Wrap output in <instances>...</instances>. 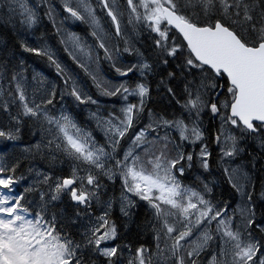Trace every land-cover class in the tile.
<instances>
[{
    "label": "trees",
    "instance_id": "trees-1",
    "mask_svg": "<svg viewBox=\"0 0 264 264\" xmlns=\"http://www.w3.org/2000/svg\"><path fill=\"white\" fill-rule=\"evenodd\" d=\"M160 1L196 26L220 23L246 46L264 42V0ZM86 2L100 16L103 43L84 21L68 22L63 0H48L47 5L43 0H0V177L12 188L13 209L21 212L33 233L45 235L41 250L31 248V259L42 264L175 261L174 252L164 257L167 221L145 200L131 196L124 202L123 147L145 127L154 144L147 156L172 164L178 188L199 194L212 218L204 236L188 246L184 264H234L216 232L217 217L226 214L234 232L252 247L250 261L264 264V125H254L255 132L249 133L229 118L223 104L231 103L234 91L225 77L198 65L163 19L158 33L140 25L116 30L96 0ZM117 3L125 17V0ZM67 34L90 50L96 79L70 55ZM138 54L146 62L142 74L136 70ZM120 70L129 74L116 87ZM100 79L107 92L96 89ZM137 82L145 86V96L133 110L125 135L110 142L93 115L117 113L119 95ZM20 92L32 102V116L25 115ZM192 99L200 102L199 109L189 104ZM132 102L136 107V100ZM59 114L70 121L96 165L66 151L51 127L50 118ZM177 120L196 127L198 143H188L164 126ZM151 124L157 128H149ZM225 128L234 140L227 157L220 143ZM199 153L205 154L204 164ZM233 169L240 177L241 198L229 180ZM66 179L86 196L83 206L73 203L70 191L63 189ZM107 229L111 238L100 240Z\"/></svg>",
    "mask_w": 264,
    "mask_h": 264
},
{
    "label": "rangeland",
    "instance_id": "rangeland-1",
    "mask_svg": "<svg viewBox=\"0 0 264 264\" xmlns=\"http://www.w3.org/2000/svg\"><path fill=\"white\" fill-rule=\"evenodd\" d=\"M45 5L48 0H43ZM66 5V13L69 15L68 22L76 24L78 21H84L91 29L93 36L101 43L104 41L105 31L100 24V16L89 6L86 0H63ZM101 10L110 17L116 30L136 28L137 25L151 28L158 33L162 23V13L157 0H125L127 8L126 16L123 17L122 11L118 7L117 0H96ZM128 23L129 26L126 27ZM124 24V25H123ZM66 33V32H65ZM65 43L67 50L72 58L80 65L86 74L92 79L97 78V73L90 61H94L88 48L79 44L71 35H66ZM106 51V50H104ZM139 57V56H138ZM138 66V63H137ZM142 74L146 70V63L139 62L137 70ZM121 73H125L120 70ZM125 77H120L115 85L119 87V82L124 83ZM96 89L107 92V86L100 79ZM121 83V84H122ZM112 88L111 86H109ZM114 87V86H113ZM97 89V90H98ZM221 90V89H220ZM219 90V92H220ZM145 88L141 83L132 89L124 90L118 97L119 105L117 113H112L110 117H103L94 114L93 118L110 142H117L125 135L131 114L133 110L139 108V103L143 99ZM20 97L24 106V112L28 116L33 115L32 102L27 101L26 95L20 92ZM137 100L134 107L132 100ZM94 104H99L95 102ZM191 106L201 107L200 102L190 100ZM230 105L223 104L226 109ZM51 127L58 131L62 143L70 154L81 160L83 163L96 165L97 161L93 154L89 153L84 145L76 139V132L70 121L64 115L56 118H50ZM228 123L225 122V125ZM231 124V123H230ZM157 126V125H156ZM151 124L149 128L157 127ZM165 127L175 130L180 139L186 142L196 144L199 142V132L194 125L188 127L181 121L174 123H165ZM158 128H161L158 127ZM230 128V127H229ZM150 129L140 128L127 141L123 147V179L126 187L124 202L127 203L132 197H137L147 201L155 211L161 215L165 223V237L167 249L164 253L165 258L173 256L175 261L172 264H184L183 257L190 254L189 245H196L197 240L202 238L207 231V224L211 221L209 209L203 202L199 194L190 190L188 187L180 190L172 175V164H166L163 160L151 159L147 155L153 150V141H150ZM225 128L221 138V150L224 156H229L234 149V140L230 132ZM155 135V132H154ZM57 144V142H55ZM146 154V155H144ZM204 153H199L198 159L204 164ZM229 180H233L237 193L241 198L243 195L239 175L232 170ZM9 188L5 180L0 177V264H42V262L33 261L30 257V250L33 247L41 250L43 232H32L27 222L12 210L9 204ZM73 198L78 203L84 202V196L75 193ZM228 215L218 216L216 221V232L226 245L229 257L234 264H253L250 260L253 249L246 241L239 238L230 226ZM112 236V230L107 229L100 236V240L108 241ZM191 249V247L189 248ZM103 253H108L106 248ZM208 264H213L209 260Z\"/></svg>",
    "mask_w": 264,
    "mask_h": 264
},
{
    "label": "water",
    "instance_id": "water-1",
    "mask_svg": "<svg viewBox=\"0 0 264 264\" xmlns=\"http://www.w3.org/2000/svg\"><path fill=\"white\" fill-rule=\"evenodd\" d=\"M161 11L194 61L216 75L222 74L235 91L229 117L249 133L255 131L254 125H264V42L247 47L220 23L213 28L197 27L166 7H161ZM63 185L68 187L70 182Z\"/></svg>",
    "mask_w": 264,
    "mask_h": 264
},
{
    "label": "bare ground",
    "instance_id": "bare-ground-1",
    "mask_svg": "<svg viewBox=\"0 0 264 264\" xmlns=\"http://www.w3.org/2000/svg\"><path fill=\"white\" fill-rule=\"evenodd\" d=\"M182 4H184V3H182ZM200 4V3H199ZM197 7V6H196ZM195 8V7H194ZM190 10V9H189ZM185 11V10H184ZM188 11V10H187ZM190 13V12H189ZM192 14V13H191ZM124 17V16H123ZM217 17H219V16H217ZM226 18V17H225ZM232 20V19H231ZM230 20V21H231ZM124 25V24H123ZM255 30V29H254ZM260 30V29H259ZM85 31V30H84ZM241 31V30H240ZM254 32V31H253ZM115 33V32H114ZM254 34V33H253ZM253 36V35H252ZM104 37V36H103ZM259 37V36H258ZM252 39V38H251ZM125 41V40H124ZM179 52V51H178ZM7 59V58H6ZM13 66V65H12ZM209 77V76H208ZM206 80H207V78H206ZM201 130V129H200ZM198 155V154H197ZM223 165H225V164H223ZM225 167V166H224ZM210 168V167H209ZM224 169V168H223ZM68 170V169H67ZM48 178V177H47ZM50 180V179H49ZM259 228V227H258ZM261 228V227H260ZM262 229V228H261ZM258 231V230H257Z\"/></svg>",
    "mask_w": 264,
    "mask_h": 264
}]
</instances>
